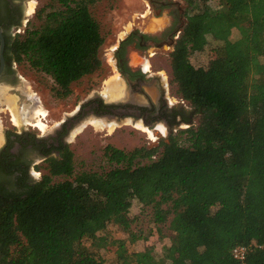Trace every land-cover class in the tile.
Masks as SVG:
<instances>
[{
    "label": "trees",
    "instance_id": "trees-1",
    "mask_svg": "<svg viewBox=\"0 0 264 264\" xmlns=\"http://www.w3.org/2000/svg\"><path fill=\"white\" fill-rule=\"evenodd\" d=\"M98 1L53 0L13 35L23 11L5 0L6 62L44 73L67 97L73 83L104 66L105 35L91 11ZM183 1L186 22L170 66L190 125L156 145L108 144L99 170H76L67 145L40 179L0 185V264H103L84 237L150 193L169 197L147 209L172 232L178 260L168 262L169 246L162 255L130 251L127 241L142 234L129 227L128 238L105 235L116 264H264V0H218L215 8L210 0ZM209 38L217 44L204 72L190 56ZM238 246L246 247L243 261L233 256Z\"/></svg>",
    "mask_w": 264,
    "mask_h": 264
},
{
    "label": "rangeland",
    "instance_id": "rangeland-1",
    "mask_svg": "<svg viewBox=\"0 0 264 264\" xmlns=\"http://www.w3.org/2000/svg\"><path fill=\"white\" fill-rule=\"evenodd\" d=\"M20 1H22L25 15L20 27L12 29L13 35L16 33H22L26 28L28 21L35 20V12L46 4L51 3L53 0H33L35 1V10L30 16L27 15V6L28 2L31 0ZM167 1H173L174 6L165 8L163 12L152 10V12L150 11L148 13H145L146 9H148L146 6V4H149L148 0H99L96 2L91 7V11L94 17L99 21L101 30L105 35V42L100 50V56L104 62V66L94 74L84 76L79 81L73 83L71 86L72 92L65 98H59L54 93L52 90L54 83L49 76L31 69L26 63L16 65V72L18 74V80L16 83L0 84V128L3 137L6 130L38 131L37 128L35 129L30 125L17 126L13 124L11 121V113L9 109H7L5 103V95H16L19 99H22V102H17L19 107L22 108L24 104L30 105L33 103L31 99L29 100V95L26 92L28 89L27 87L29 86L33 93L38 94L39 97L42 98V106L44 105L43 107L46 108L49 113L47 116L48 120L45 118L43 121L49 126L47 131L52 130L57 122L66 118L67 113L71 112L75 108V105H79L71 104L76 96H79L78 100H80L82 93H86L93 89L103 90V88L106 87L105 84L107 81L115 78L116 72L112 68L113 62L111 60L112 48L118 45L119 41L125 38L128 32L135 27H140L142 30L146 31H154L155 28L159 27L157 26L159 22L156 21L157 19L154 17L159 14L161 15L162 20H165L168 25L172 18L171 9L180 7L181 10H184L186 7L183 0ZM210 5L213 8L217 7L218 0H210ZM142 13H145L146 15L143 14L144 17H142ZM184 21L185 17L181 19V25ZM154 22H156V24ZM131 23L133 24L132 27L126 29V26ZM121 31H123V35L121 34ZM236 37L237 32L234 31L231 38L234 40ZM208 41L209 44L204 50L197 51L190 56L193 68L204 72H207L209 69L208 64L213 56V47L217 44L212 38H209ZM172 49V46H166L164 49L162 48L160 50L153 49V51L158 52L153 60L157 67H161L165 70L167 81L170 82L169 88L171 95L182 99L176 91L175 84L171 83V58L169 54ZM262 59L264 60V56ZM20 91L21 93L19 94ZM186 105L188 106L187 103ZM88 118H90V116H87L83 122ZM159 124L162 123L160 122ZM189 125L190 124H181L177 126L174 131H177L179 128H186ZM72 132L73 130L70 132L69 140L71 142V148L75 152L76 170H99L104 166L103 149L108 144H112L118 148L131 150L136 146L156 145L161 138H166L169 135L166 132L165 134H157L155 138H151L146 132L135 128L132 124L120 125L111 133L106 129L97 130L91 125H87V127L73 137H71ZM36 176V179L41 178V175L39 174ZM54 179L61 180L62 177H56ZM174 195L175 194H173L170 199H173L174 201L179 200V196ZM168 198L169 197L166 195L150 193L144 198L139 197L134 199L127 213H121L115 216L104 228L97 229L94 236L86 235L84 237V242L87 245L98 246V256L103 260V264H116L115 252L110 250L109 246L106 244L105 235L109 236L111 239L128 238L129 234L126 229L130 227L133 232L142 234L141 237L134 242L127 241L130 251L149 252L162 255L164 247L169 246L171 247V250L167 255L168 262L170 263V261L173 262L178 260L177 252L171 244L170 236L172 232L166 229L165 225L153 222L149 215L150 211L147 209L151 200L161 201V199L166 200Z\"/></svg>",
    "mask_w": 264,
    "mask_h": 264
},
{
    "label": "flooded vegetation",
    "instance_id": "flooded-vegetation-1",
    "mask_svg": "<svg viewBox=\"0 0 264 264\" xmlns=\"http://www.w3.org/2000/svg\"><path fill=\"white\" fill-rule=\"evenodd\" d=\"M8 1L10 7L22 8V22L25 15L22 1ZM148 1L149 4H146L148 9L145 13L152 10L163 12L165 8L174 6L173 1ZM4 2L5 0H0V21L4 18ZM183 12L180 7L171 9V22L167 25L163 20L162 25L158 24L159 27L154 31L142 30L140 27L133 28L118 45L112 48V68L116 72L118 81L120 80L123 85L120 98L108 99L102 89H93L82 93L80 100H78L79 96H76L71 104L79 105H75V108L67 113L66 118L57 122L52 130L42 131L36 126L33 127L38 129L37 132L6 130L3 143L0 144V185L17 189L19 178L26 177V181L31 183L38 180L37 174L42 177L43 173L49 172L50 159L59 157L64 146L71 147L70 132L74 131L87 116L106 119L108 122L115 119L117 122L127 118L134 119L133 124L140 121L151 129H157V125L161 122L172 132L177 126L185 124L188 106L184 100L171 95L170 82L167 81L165 70L157 67L153 60L158 54L153 49L160 50L172 46V51L174 50V45L186 22L185 18L181 25V19L185 17ZM145 13L141 16L144 17ZM15 16H18V12ZM154 18L162 19L160 14ZM14 28L16 27L13 26L12 29ZM0 30L3 34L9 32V28L3 24L0 25ZM172 51L169 54L170 58ZM16 65L14 63L13 67H10L5 59L0 84L16 83L18 80ZM18 102H22V99ZM41 104H43L42 100Z\"/></svg>",
    "mask_w": 264,
    "mask_h": 264
},
{
    "label": "bare ground",
    "instance_id": "bare-ground-1",
    "mask_svg": "<svg viewBox=\"0 0 264 264\" xmlns=\"http://www.w3.org/2000/svg\"><path fill=\"white\" fill-rule=\"evenodd\" d=\"M35 10V1L31 0L28 2L27 6V14L28 16L32 15ZM159 22V25H162L163 20L159 19L157 20ZM132 23L130 25L126 26V29H130L132 27ZM165 25V24H164ZM130 31V30H129ZM121 34L123 35V31H121ZM120 35V34H119ZM108 80V79H107ZM27 86V85H26ZM105 88H103V94L108 99H117L121 97V91H122V82L117 78V75L115 78L108 80L105 84ZM28 89L26 92L29 95V100L31 99L33 101L32 104H24L22 108L18 105V97L16 95H5V103L7 105V109H9L11 113V121L14 125H32L36 126L42 131H46L48 129V125L43 121L45 118L47 119L48 116V110L44 108L41 104V99L38 94L33 93L31 91L30 87H27ZM133 125L135 128L142 130L143 132H146L149 137L155 138L156 133L148 128L147 126L143 125L140 121L133 124L132 120L127 118L123 120L122 122H117L116 120H112L108 122L106 119L101 118H88L85 120L81 125L76 127V129L73 131V135L77 134L81 130H83L87 125L93 126L97 130H107L109 133L113 132V130L120 126V125ZM157 131L160 133L165 134L166 128L163 124L157 125ZM3 141V135L0 128V144Z\"/></svg>",
    "mask_w": 264,
    "mask_h": 264
},
{
    "label": "water",
    "instance_id": "water-1",
    "mask_svg": "<svg viewBox=\"0 0 264 264\" xmlns=\"http://www.w3.org/2000/svg\"><path fill=\"white\" fill-rule=\"evenodd\" d=\"M28 15V14H27ZM27 21H28V18H27ZM4 49H5V37H4V34L2 32V30H0V76H1V73L4 69V66H5V58H4ZM116 120V119H115ZM132 121H134V119H131ZM163 124V123H162ZM164 125V124H163ZM146 126V125H145ZM148 127V126H147ZM164 127L166 128V132L168 134H170L172 132L171 129H169L168 127H166V125H164ZM150 128V127H148ZM151 129V128H150ZM156 134L158 135H162V133H159L157 132V129L154 128L152 129ZM157 136V135H156Z\"/></svg>",
    "mask_w": 264,
    "mask_h": 264
},
{
    "label": "built area",
    "instance_id": "built-area-1",
    "mask_svg": "<svg viewBox=\"0 0 264 264\" xmlns=\"http://www.w3.org/2000/svg\"><path fill=\"white\" fill-rule=\"evenodd\" d=\"M233 256L238 260H244L246 257V247L245 246H238L233 249Z\"/></svg>",
    "mask_w": 264,
    "mask_h": 264
},
{
    "label": "crops",
    "instance_id": "crops-1",
    "mask_svg": "<svg viewBox=\"0 0 264 264\" xmlns=\"http://www.w3.org/2000/svg\"><path fill=\"white\" fill-rule=\"evenodd\" d=\"M157 20H158V19H157ZM157 20H156V21H157ZM154 23L156 24V22H154Z\"/></svg>",
    "mask_w": 264,
    "mask_h": 264
}]
</instances>
